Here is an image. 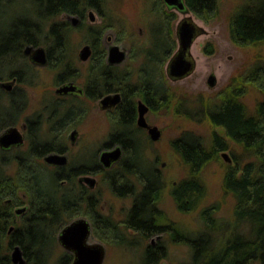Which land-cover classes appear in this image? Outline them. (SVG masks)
Returning a JSON list of instances; mask_svg holds the SVG:
<instances>
[{"label":"rangeland","instance_id":"obj_1","mask_svg":"<svg viewBox=\"0 0 264 264\" xmlns=\"http://www.w3.org/2000/svg\"><path fill=\"white\" fill-rule=\"evenodd\" d=\"M245 3L246 0H217V8L208 15L201 16L192 10L182 12L169 7L164 0H103L102 10L101 12L98 11L100 15L98 14L96 21H92L87 12L86 23L80 27L81 30L69 32L70 46L68 48L70 49V55L74 56L77 64H83L78 57V53L87 39L86 29L89 25H93L94 29H98V27L105 29L104 31H107L106 36L113 35L114 32L117 34L114 43L128 49V62L130 61L137 70L141 59H143L145 47L152 43V28L158 15L161 14V16L166 17L163 14V11H165L168 15L174 17L170 24L167 19L164 23V26L170 25L175 41V49L164 65L170 105L148 113L149 122L159 127L161 136L156 141L151 139L152 141L143 142L140 159L143 161L144 166H148V171L152 167L158 170L162 190L158 207L167 217V223L178 225L187 235L196 237L198 233L205 229V221L202 220L201 211L213 207V216L217 219L216 229L209 226L211 231V242L209 244L214 248L213 252L220 250L232 235L249 229L247 225L239 224L236 221L234 216L235 198L232 194L226 192L223 187L226 166L227 164L234 165L233 153L240 156L243 152L242 147L231 143V148L226 150L232 160L231 162L224 158L222 154L224 151H222L217 154L215 160L207 163L200 170L198 177L205 186V194L194 208L182 211L178 208L171 194V189L174 182L187 178L190 175V170L173 149L171 143L174 139L186 134L200 138L207 147H210L214 133L225 136L224 128L213 125L206 117L198 114V100H205L210 104L218 103L219 95L229 85L232 78L244 76L258 62L264 63V42L257 45L241 46L236 44L230 35V18ZM36 7L34 0H0L1 27L5 29L7 25L15 23L20 17L33 16ZM186 17H192L204 29L191 47L196 67L191 74L183 79L171 81L167 77L165 69L169 60L178 51L177 26ZM47 29L48 26L44 27V30ZM41 36L43 37V35ZM207 49L211 50V53H207ZM130 57L138 60L133 62ZM1 64L2 67H5L2 62ZM82 66L85 67L84 64ZM211 74H214L217 79L214 86H211L208 82V77ZM40 76L41 80L38 81V85L33 88L27 87V96L31 100L30 106L22 118L27 113L31 114L34 110L40 109L39 103L42 98L50 96L46 86H49L48 88L51 91V73L41 71ZM237 84H240L239 80ZM246 86L247 92L242 96V100L247 105L249 112H254L258 102L263 98V92L256 84L247 83ZM0 98L2 99L1 105H5V107L11 105L8 103L7 95L3 94ZM112 123V117L106 112L92 109L85 120V127L81 129L83 138L80 139L78 146H71V154L75 155L71 156L74 159L76 158V162L85 161L82 155H85L86 151L88 153L94 145L100 148L103 147V142L112 129ZM68 133L69 131H64L61 136L58 132L50 130L49 124H44L42 128L37 130L38 140L41 143L52 141L55 145L63 143ZM25 147L22 150L26 149ZM17 153L16 149L7 152L0 151V171H2L3 177H11L9 180L13 181L15 179L18 182L21 177L19 173L21 167L15 159ZM244 160L249 159L243 158L242 162H245ZM33 163L36 164L37 170L41 173H46L45 170L54 168L49 165L46 169L44 158L41 156L36 157ZM117 167L115 166L113 169ZM42 177L45 179V176ZM99 178L100 211L109 216L116 224H108L109 227L105 228L101 226V223H98L92 227L88 242L99 243L104 246L105 258L102 264H141L145 256V249L155 240L156 243H162L166 250V257L161 260L160 264H182L191 261L190 246L184 242L172 241L168 232L160 233V239H157V237L155 239L154 237L142 235L133 228H128L125 221L133 202L132 196L119 197L115 195L109 187L108 176L102 174ZM131 179L137 182L135 175H132ZM20 184L21 182H18V186ZM19 188L22 189L23 187ZM21 189L18 191H21ZM24 194V192H20V195L15 196L14 201L26 197ZM26 200L28 202L27 197ZM87 216L89 215L87 214ZM69 219L66 216V223L59 229L57 227V230L52 234L55 238L54 242L46 234L38 235L44 244L42 253H47L43 264L73 263L74 253L68 251L58 239L61 230L67 225ZM51 224L48 227L50 232L54 228ZM15 246H20L22 249L21 245L15 244L9 250L11 260ZM22 252L26 261L25 264H29L23 249ZM12 264H15L13 260ZM249 264L259 263L251 262Z\"/></svg>","mask_w":264,"mask_h":264},{"label":"trees","instance_id":"obj_2","mask_svg":"<svg viewBox=\"0 0 264 264\" xmlns=\"http://www.w3.org/2000/svg\"><path fill=\"white\" fill-rule=\"evenodd\" d=\"M34 1L37 7L33 16L20 17L5 29L0 25V61L6 68L15 65V60H23V45L34 43L36 36L41 35L44 27L49 26L50 19L62 11L76 13L88 7H95L101 11L103 0ZM185 3L186 9L201 16H206L217 8V0H185ZM163 14L166 17L159 14L152 28L151 45L144 49L142 79L138 85V88L143 89L146 101L155 108L170 105L164 65L175 49V41L169 25L174 17L165 11ZM165 19L169 23L167 26H164ZM55 29L56 27H53V30ZM229 30L232 40L238 45H257L264 42V0H246V3L231 16ZM57 41L60 39L57 38ZM94 48L96 51L94 56L98 57L100 53L98 51L102 50L99 40L94 39ZM206 51L211 53V50ZM105 70L102 71L103 74L108 73ZM238 80L240 84H237ZM247 83L256 84L263 92V98L258 102L254 112H249L242 100V96L247 92ZM219 96V102L215 104L198 100V114L206 117L213 125L224 128L225 136L214 133L210 147H207L200 138L186 134L171 143L190 170V175L173 187L172 195L180 210L194 208L206 191L198 177L200 170L207 163L215 160L219 152L229 150L231 143L238 144L243 152L240 156L233 153L234 165L227 164L223 187L235 198L236 221L247 225L249 229L232 235L220 250L213 252L214 248L209 244L211 242L209 226L216 229L215 223H217V219L213 216V207L201 211L205 229L196 237H190L178 225L161 220V214L154 203L161 190L159 176L157 172L151 170L152 168L148 171V166H144L143 161L136 158L138 145L124 141L128 155L123 161V171L130 176L135 175L140 185L144 184V192L134 203L127 227L146 236L168 232L172 241L187 243L191 248L192 257L189 263L182 264H249L251 262L264 264V63L258 62L244 76L232 78ZM11 105L14 106V103L12 102ZM126 119L127 116H124L122 121ZM46 150L40 147L37 157L46 153ZM243 158L249 160L242 162ZM25 164L22 163V167L26 170L24 174L21 173L19 186L15 179L11 181L9 180L11 177H3L0 171V210L4 203L8 200L14 203L15 196L24 192L28 201L33 203L36 220L34 225L28 223L13 233H9L11 225L0 224V264H12L9 250L15 244L21 245L29 264H43L47 253H42L44 244L38 235L46 234L54 242L55 238L52 234L66 223V215L62 214L65 204L62 170L48 169L45 170L46 174L37 170V166L35 170L25 168ZM45 167L48 168L46 165ZM42 176H45V179ZM108 184L115 187L114 189L119 193L130 191V184L129 187L122 184L125 188L120 186L121 184H116L114 174H111ZM19 189L21 191H18ZM51 220V225L54 226L52 232L48 229ZM104 225L101 226L109 227L106 222ZM144 255L141 264H160L166 257L165 246L160 242L148 245Z\"/></svg>","mask_w":264,"mask_h":264},{"label":"flooded vegetation","instance_id":"obj_3","mask_svg":"<svg viewBox=\"0 0 264 264\" xmlns=\"http://www.w3.org/2000/svg\"><path fill=\"white\" fill-rule=\"evenodd\" d=\"M87 12L91 20L96 21L101 11L98 12L95 7H88L76 13L62 11L49 20L48 29L41 32L43 37L38 34L34 43L23 45L22 62L19 61L20 59L17 60L18 63L15 60V65L6 68L2 67L0 61V96L5 94L8 96V103H14V106L5 107V105H1L2 99L0 98V136L14 128L18 130L21 137L19 143L9 147L0 145V151L7 152L16 149L18 153L15 159L21 167L19 173L23 172L24 174L26 169L22 167V163H26L25 168L35 170L36 164L33 161L37 157L38 149L40 147L47 149L46 153L41 155L46 166L50 165L55 169H61L63 172L62 186L64 187L63 200L65 204L62 208V214L64 213L68 219L70 218L67 225L78 219H85L92 231V227L98 223L105 224L106 222L116 225L109 216L100 211L99 176L102 174L107 175L108 179L111 174H114L116 184H121L122 187L125 184L126 186L130 184V187L128 186L130 191L125 193H119L114 189L115 187L109 185L113 193L119 197L132 196L133 202L125 221V225L128 226L134 203L144 192V184L140 185L138 179L137 182L132 180L131 176L123 171V161L128 155L124 141L138 145L136 158L140 159L143 142L152 139L149 126H157L149 122L148 113L156 109L160 110L162 107L155 108L146 101L143 89L138 88L139 81L142 79L141 70L144 59H141L136 70L133 64L128 62V49L114 43L117 39L115 32L113 35L106 36L107 31H104L105 29L100 27L94 29L93 25H89L86 29L87 39L78 53V57L85 67L82 66L83 64L80 65L75 62V58L70 55L68 48L70 46L69 32L81 30L80 27L86 23ZM52 26L56 29L53 30ZM57 38L60 41H57ZM94 39L99 40L101 45L103 43L102 50L98 51L100 52L98 57L94 56L96 53ZM86 45L90 47L91 54L87 59H82L80 53ZM113 46H119L126 53V57L120 61L111 58L110 49ZM27 47H32L31 53H26ZM37 48H43L45 52V58L39 62L33 59ZM131 60L135 62L138 59L131 58ZM103 65L105 67H102ZM103 70L108 71V73L103 74ZM41 71L51 73V91L49 86H46L50 96L42 98L39 103L40 109L34 110L31 114L27 113L22 118L30 106L31 100L27 96V87L33 88L38 85V81L41 80ZM165 72L171 81H176L170 77L167 68ZM141 104L148 107L145 118L149 126H142L139 123ZM92 109L106 112L112 117V129L105 138L102 148L94 145L88 153L86 151L85 155H82L85 161L76 162V158L72 157L75 155L71 154V146H78L80 139L83 138L81 129L85 127V120ZM124 116H127V119L122 121ZM44 124H49L50 130L58 132L61 136L64 131H69L63 143L60 145H55L52 141L41 143L38 140L37 130L42 128ZM23 147L26 149L22 150ZM118 148L120 149L119 159L113 162L110 167L104 166L101 161L103 152H110ZM50 154L64 156L66 162L61 165L50 164L45 161V156ZM128 157L131 158V156ZM115 166L118 167L113 169ZM151 170L160 176L157 169L152 167ZM177 183H173L171 194ZM161 192L162 190H160L157 201L155 200L154 203L161 214L160 219L167 220L165 214L158 207ZM0 211V224L11 225L9 233L22 229L28 223L35 224L33 203L27 202L26 197H21L15 203L8 200ZM150 237L160 239L161 235L154 233ZM153 242L152 245L156 244V240Z\"/></svg>","mask_w":264,"mask_h":264},{"label":"water","instance_id":"obj_4","mask_svg":"<svg viewBox=\"0 0 264 264\" xmlns=\"http://www.w3.org/2000/svg\"><path fill=\"white\" fill-rule=\"evenodd\" d=\"M169 7L178 9L179 11L186 12V3L184 0H164ZM204 29L199 26L192 17L184 18L177 26V38L179 42L178 51L172 56L167 64V72L173 80L183 79L191 74L195 67L196 61L192 55L191 47L195 39L203 33ZM32 47H27L26 53H31ZM91 54L90 47L86 45L80 53L82 59H87ZM110 57L120 61L126 57V53L120 49L119 46H113L110 49ZM36 58V59H35ZM39 58V59H38ZM45 58L43 48L36 49L34 60L38 62ZM208 82L214 86L217 82L216 76L211 74ZM148 107L145 104L140 105V118L139 123L142 126H149L145 113ZM150 135L152 140L156 141L161 136V131L157 126H149ZM20 133L17 129H10L2 136H0V145L9 147L10 145L20 142ZM223 156L226 160L231 162L229 154L224 151ZM120 157V149H115L110 152H103L101 161L106 167H110L113 162L117 161ZM45 161L50 164H64L66 158L64 156L50 154L45 157ZM91 228L85 219H78L65 226L60 234V243L68 250L74 253V260L72 264H102L105 258V248L99 243H89ZM12 260L15 264H25L26 261L23 257V252L20 246H15L12 254Z\"/></svg>","mask_w":264,"mask_h":264}]
</instances>
